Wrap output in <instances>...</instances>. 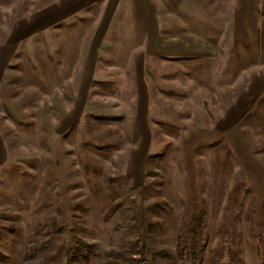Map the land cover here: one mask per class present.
I'll return each instance as SVG.
<instances>
[{"label":"rangeland","instance_id":"374dc122","mask_svg":"<svg viewBox=\"0 0 264 264\" xmlns=\"http://www.w3.org/2000/svg\"><path fill=\"white\" fill-rule=\"evenodd\" d=\"M3 44L0 264H229L235 217L264 264V1L0 0Z\"/></svg>","mask_w":264,"mask_h":264},{"label":"trees","instance_id":"16d2710c","mask_svg":"<svg viewBox=\"0 0 264 264\" xmlns=\"http://www.w3.org/2000/svg\"><path fill=\"white\" fill-rule=\"evenodd\" d=\"M182 222V227L179 230L178 234V250L179 254H182V245H188L189 248V256L192 261L195 260V250L198 247V244L200 243V237L201 233L203 231L202 226V217H201V211L198 210V207L196 204H192V209L187 214ZM237 220L238 217H235L233 220H231L227 227H224V230H220V233L223 235H228L229 239L226 240V243H228V259L229 264H245L242 255H241V249L239 247V238L240 233H238L237 229ZM222 224L220 225V229H222ZM237 240V241H236ZM0 257H3L0 254Z\"/></svg>","mask_w":264,"mask_h":264},{"label":"crops","instance_id":"0c3cea01","mask_svg":"<svg viewBox=\"0 0 264 264\" xmlns=\"http://www.w3.org/2000/svg\"><path fill=\"white\" fill-rule=\"evenodd\" d=\"M244 1H252V2H257V1H264V0H244ZM256 8V7H255ZM249 12L251 13V10H252V6H249ZM6 47V44H3L1 45L0 49L1 48H4ZM153 50H157V51H161L163 50V52L161 54H169V56L171 55L174 56V55H181V54H178L177 53V50L174 49V48H170L168 47L166 44H164V46L162 47H153ZM172 51H174L175 53L172 54ZM135 71V76H136V81H137V100L135 102L136 106H137V116H139L138 120L142 121L143 118H142V115L145 113V110H146V104L148 103V88L145 84V82L142 81V70H143V65L140 64L138 61H134L132 62V65H131ZM90 69H88L89 71ZM87 70L85 69V79L86 80H91L92 79V76H93V68L89 71V72H86ZM87 73V75H86ZM94 77H96V73L94 74Z\"/></svg>","mask_w":264,"mask_h":264}]
</instances>
